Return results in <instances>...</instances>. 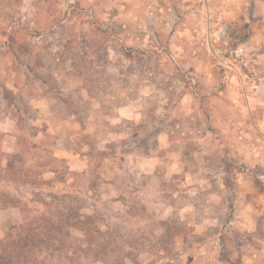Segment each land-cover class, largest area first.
<instances>
[{"label":"rangeland","instance_id":"rangeland-1","mask_svg":"<svg viewBox=\"0 0 264 264\" xmlns=\"http://www.w3.org/2000/svg\"><path fill=\"white\" fill-rule=\"evenodd\" d=\"M15 200L69 220L45 264H264V0H0Z\"/></svg>","mask_w":264,"mask_h":264},{"label":"trees","instance_id":"trees-1","mask_svg":"<svg viewBox=\"0 0 264 264\" xmlns=\"http://www.w3.org/2000/svg\"><path fill=\"white\" fill-rule=\"evenodd\" d=\"M9 206V202H3ZM13 205H21L20 200H15ZM40 205L45 207L46 200H41ZM24 212L23 221L12 226L0 237V264H45V260L60 258L69 250L67 242L71 232L68 230V219L48 216L38 208H29L21 205Z\"/></svg>","mask_w":264,"mask_h":264}]
</instances>
